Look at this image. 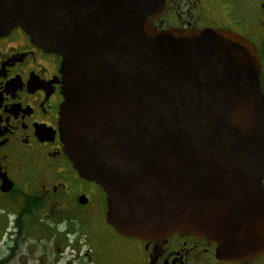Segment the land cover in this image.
Listing matches in <instances>:
<instances>
[{"label":"water","instance_id":"95a60500","mask_svg":"<svg viewBox=\"0 0 264 264\" xmlns=\"http://www.w3.org/2000/svg\"><path fill=\"white\" fill-rule=\"evenodd\" d=\"M168 4L0 0V37L20 26L62 57L64 149L106 192L119 234H206L218 257L252 260L264 251L259 58L233 31L159 30Z\"/></svg>","mask_w":264,"mask_h":264},{"label":"flooded vegetation","instance_id":"af4514ba","mask_svg":"<svg viewBox=\"0 0 264 264\" xmlns=\"http://www.w3.org/2000/svg\"><path fill=\"white\" fill-rule=\"evenodd\" d=\"M155 26L224 29L241 35L257 52L264 96V0H169L166 15L156 19ZM61 66L59 54L33 43L20 26L0 37V264H32V224L46 231L45 239L67 242L71 256L84 249L83 257L77 254L66 264H107L95 256L99 245L90 233L104 226L137 246L135 253L115 247L117 261L128 257L137 264H264V251L246 261L218 257V243L206 234L175 233L160 242L119 234L107 222L106 192L80 176L65 152L59 125ZM261 182L264 188V177Z\"/></svg>","mask_w":264,"mask_h":264},{"label":"rangeland","instance_id":"374dc122","mask_svg":"<svg viewBox=\"0 0 264 264\" xmlns=\"http://www.w3.org/2000/svg\"><path fill=\"white\" fill-rule=\"evenodd\" d=\"M50 232H53V230ZM30 233V245H32V264H51V260L55 257V255V264H66L77 254H79L80 257H83L84 249H82L80 252H72L71 256L72 247L67 248V242L66 245H63L61 242L55 240V238L50 237V239H45L47 236L46 231L38 226V224H32ZM90 233L96 243L99 245L95 252V256H98L102 262L107 264H137L134 260L128 259V257H124V259L120 261H117L115 258L114 249L117 246H120L129 253L136 252L137 246L131 240L119 238L112 228L105 226L102 229L92 230ZM59 248H61V250ZM44 251L47 253L45 254Z\"/></svg>","mask_w":264,"mask_h":264}]
</instances>
